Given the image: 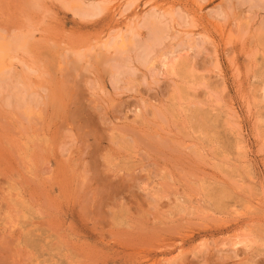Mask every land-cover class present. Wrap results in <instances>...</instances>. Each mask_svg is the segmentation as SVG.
<instances>
[{
	"label": "rangeland",
	"instance_id": "1",
	"mask_svg": "<svg viewBox=\"0 0 264 264\" xmlns=\"http://www.w3.org/2000/svg\"><path fill=\"white\" fill-rule=\"evenodd\" d=\"M0 46V264H264V0H0Z\"/></svg>",
	"mask_w": 264,
	"mask_h": 264
},
{
	"label": "bare ground",
	"instance_id": "2",
	"mask_svg": "<svg viewBox=\"0 0 264 264\" xmlns=\"http://www.w3.org/2000/svg\"><path fill=\"white\" fill-rule=\"evenodd\" d=\"M15 43H18V42H15ZM15 43H13V44H15ZM24 43V42H23ZM12 46V45H11ZM17 46V45H16ZM24 46V45H23ZM12 47H14V46H12ZM11 47V48H12ZM5 52H6V50L3 48V46H0V60H1V58H3V55L5 54ZM179 60V59H178ZM3 62V61H2ZM176 62H174V64H175ZM174 64H173V67H174ZM168 65V64H167ZM178 65V64H177ZM180 65V64H179ZM169 66V65H168ZM176 66V65H175ZM173 67H171V68H173ZM169 70V69H168ZM167 70V71H168ZM171 71V70H170ZM175 71H177V69L175 70ZM263 91V90H262ZM264 93V92H263ZM237 245H240V244H238L237 243Z\"/></svg>",
	"mask_w": 264,
	"mask_h": 264
}]
</instances>
